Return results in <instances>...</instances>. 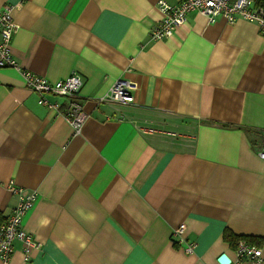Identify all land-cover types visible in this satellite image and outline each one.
Listing matches in <instances>:
<instances>
[{"label": "crops", "instance_id": "obj_1", "mask_svg": "<svg viewBox=\"0 0 264 264\" xmlns=\"http://www.w3.org/2000/svg\"><path fill=\"white\" fill-rule=\"evenodd\" d=\"M158 1L0 0L20 68L51 83L77 73L86 114L75 134L0 69V222L10 180L36 191L22 225L41 245L25 262L15 243L0 264H218L233 258L227 230L255 239L264 264V34L193 12L152 41ZM119 78L133 102L99 103Z\"/></svg>", "mask_w": 264, "mask_h": 264}, {"label": "built area", "instance_id": "obj_2", "mask_svg": "<svg viewBox=\"0 0 264 264\" xmlns=\"http://www.w3.org/2000/svg\"><path fill=\"white\" fill-rule=\"evenodd\" d=\"M157 7L163 18L149 30L148 36L152 41L173 36L185 23L187 15L193 12L204 15L209 23L215 22L218 18L225 19L228 24H234L237 20L254 23L264 34V8L257 7L253 0H182L176 7L170 6L164 0H159ZM13 8L7 5L0 12V69L10 68L19 71L25 87L37 95L38 104L49 110L61 112L74 133L79 134L86 119L82 105L77 101L83 86L82 78L77 73H72L64 80L51 83L45 77L20 68L10 51L12 38L18 29L12 16ZM50 97L64 99L65 109L61 110L59 104L49 100ZM132 102L129 83L122 78L115 80L108 94L99 99V103L123 106ZM257 155L264 160V140ZM6 190L16 197V204L10 215L0 222V259L6 263L14 252V244L19 243L24 261L28 262L32 252L39 250L41 245L23 229L22 224L25 215L37 201L38 194L36 191L20 187L13 180L7 183ZM180 242L183 243V240ZM193 247V244H188L184 248L185 253L192 254ZM244 261L261 264V248L248 244L246 241L238 242L233 251V258H229L228 264H242Z\"/></svg>", "mask_w": 264, "mask_h": 264}, {"label": "trees", "instance_id": "obj_3", "mask_svg": "<svg viewBox=\"0 0 264 264\" xmlns=\"http://www.w3.org/2000/svg\"><path fill=\"white\" fill-rule=\"evenodd\" d=\"M253 1L257 7L264 8V0H253ZM224 239L228 243L233 244L234 248L236 247L237 243L240 241H246L248 244H252V245L257 244L256 240L251 237H237V236H234L232 233H230L228 230L225 231L224 233ZM174 245L176 246V244Z\"/></svg>", "mask_w": 264, "mask_h": 264}, {"label": "water", "instance_id": "obj_4", "mask_svg": "<svg viewBox=\"0 0 264 264\" xmlns=\"http://www.w3.org/2000/svg\"><path fill=\"white\" fill-rule=\"evenodd\" d=\"M229 263V257L226 255H222L218 259V264H228Z\"/></svg>", "mask_w": 264, "mask_h": 264}, {"label": "rangeland", "instance_id": "obj_5", "mask_svg": "<svg viewBox=\"0 0 264 264\" xmlns=\"http://www.w3.org/2000/svg\"><path fill=\"white\" fill-rule=\"evenodd\" d=\"M171 138H179V137L174 135V136H171Z\"/></svg>", "mask_w": 264, "mask_h": 264}]
</instances>
